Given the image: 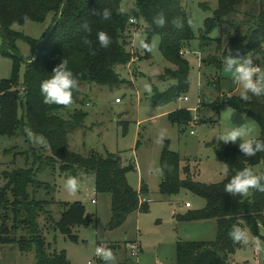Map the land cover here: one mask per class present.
<instances>
[{
	"label": "trees",
	"instance_id": "1",
	"mask_svg": "<svg viewBox=\"0 0 264 264\" xmlns=\"http://www.w3.org/2000/svg\"><path fill=\"white\" fill-rule=\"evenodd\" d=\"M243 2L245 0H218L213 15L205 20L202 41L210 39V33L216 27H224L229 17L239 12ZM137 6L147 23V44L150 47L152 37L159 35L163 56L176 66L165 72L176 82L166 91H155L152 97L154 103L163 104L188 91L191 65L182 52L195 37L193 15L186 10L184 0H137ZM105 9L112 13L108 20L103 19ZM159 13H164L168 21L162 28L154 23V17ZM251 17L253 22L247 32L237 29L225 45L221 38H215L221 59L230 55L260 53L264 49V0L261 1L259 12ZM178 18L184 22L182 29L174 26L173 21ZM48 19L51 23L39 39L13 28L15 24H24L28 20L44 22ZM85 23L90 26V32L84 29ZM130 24L131 17L122 8V0H0V32L4 39L0 53L11 56L14 61L13 75L0 80V135L13 136L21 132L29 139L25 131L29 129L32 136L42 135L47 139L44 149L50 151L44 154L34 149L31 166L4 171L7 182L0 188V244H16L23 252L34 250L35 264H73L65 250L51 249V243L39 221L41 215L46 216L49 228L72 239H77L73 234L76 226L89 227L93 222V215L87 212L81 201L60 203L63 209L60 218L56 219L51 209L55 201L36 198V188L45 185L35 177L36 170L43 165H58L64 174L94 173L96 191L111 196L110 229L120 227L132 213L148 206L141 200L142 196L148 194V186L143 184L141 190H137L128 180V173L137 169L136 162H125L120 153L102 154L92 149L84 155L73 151L69 134L83 127L88 112L76 109L70 118L60 114V111L80 101V87L84 84L115 86L124 81L116 67L127 65L133 59ZM51 30L50 37L44 42ZM101 31L111 37L112 43L108 48L99 45L97 34ZM18 39L29 42L36 49L35 54L28 58L23 56L16 46ZM150 55L146 51L145 56ZM63 60L67 61L78 80V87L72 90L73 102L69 106L46 104L40 84L52 75L53 69ZM22 61L26 63L23 84L19 79ZM223 97L232 108L255 119L260 127V136L257 138L264 140V95L252 96L249 101H242L235 94ZM20 103L23 107L21 115ZM222 104L220 98L214 106L221 109ZM193 120L195 117L189 108L182 107L169 113L172 124L184 126ZM214 148L218 159L227 166L226 177L218 183L198 181L190 164L182 168V157L170 149L169 142H166L161 154V193L173 196L182 190H190L206 200L202 209L177 213V220L191 222L215 219L218 224L215 240H178L177 264H229L230 256L238 248L244 247L233 243L229 235L233 227L238 225L259 236L260 226H264V192L250 190L251 193L247 195L236 196L225 192V185L232 176L244 168L253 170L254 165L264 160V152L249 158L241 153L238 144H224L222 141H217ZM261 182L264 183V180ZM30 186L35 188L33 194L29 190ZM10 220L12 224L8 223ZM116 260L117 264H138L130 254Z\"/></svg>",
	"mask_w": 264,
	"mask_h": 264
},
{
	"label": "rangeland",
	"instance_id": "2",
	"mask_svg": "<svg viewBox=\"0 0 264 264\" xmlns=\"http://www.w3.org/2000/svg\"><path fill=\"white\" fill-rule=\"evenodd\" d=\"M262 0H245L239 6V12L229 17L224 27L218 26L211 33L213 39L202 41L201 35L205 20L212 16L218 6V0H184L186 10L192 15V28L195 37L187 46L184 56L191 65L190 84L186 94L163 104L153 102L155 91H166L176 82L165 72L176 66L168 61L160 50V36L151 39L150 57L140 46V41L147 43V26L137 0H122V8L130 15V50L133 59L127 65H118L116 71L124 81L115 86L87 83L80 87L79 102L62 111L61 116L70 118L76 109L88 112L83 127L76 128L69 134V144L73 151L87 155L92 149L99 153L122 154L124 161L134 160L137 169L128 173V180L135 189L143 184L148 186L147 208L132 213L118 228L108 227L112 216L111 196L96 191L94 173L78 172L77 175L61 173L57 165H43L36 170V178L45 185L36 188V198L54 200L51 209L56 219L60 218L63 207L60 203L81 201L87 212L93 215L89 227L76 226L72 239L61 232L49 228L45 215L39 218L44 227V234L51 243L52 250H65L73 264H89L97 255L95 249L100 245L111 249L116 259L130 254L131 243L139 242L140 251L134 260L138 264H177L178 240L208 241L217 239L218 224L215 219L191 222H179L177 213L199 210L206 200L200 195L182 190L178 195H165L160 191L162 181L161 154L166 142L171 150L180 153L182 168L190 164L195 178L204 183H218L227 174V166L215 153V134L221 130L236 127H250L253 135L260 136V127L252 117L232 108L223 95H240V87L231 74L226 73L224 64L217 52L221 38L225 45L237 29L247 32L253 22L251 15L260 10ZM136 21L134 24L132 21ZM51 20L36 22L26 21L15 24L13 28L34 39L41 38ZM232 23V24H231ZM4 39L0 32V46ZM16 46L26 58L33 55V46L24 39H18ZM254 65L264 73V49L260 53H250ZM215 58L212 60V58ZM14 61L11 56L0 53V80L13 75ZM26 63L22 61L19 69L20 83L25 80ZM150 89V90H149ZM188 96V100L184 97ZM119 98V101H117ZM221 98V109L214 106ZM189 108L197 120L188 125L172 124L169 113L178 108ZM20 115L23 107L20 103ZM167 131L164 142L157 143L161 130ZM240 140L236 144L239 145ZM47 139L42 135H33L28 139L23 133L13 136L0 135V188L6 185L4 171H13L20 167L31 166L34 151L44 154ZM35 149V150H34ZM37 167V166H36ZM159 169L157 173L154 171ZM253 171L264 175V160L253 166ZM75 178L79 187L70 192L66 181ZM35 188L30 186L33 194ZM251 193V191L249 192ZM95 198L96 202L92 199ZM193 205L187 207L186 203ZM12 224L11 220L8 222ZM2 221L0 220V225ZM253 241L259 240L264 246V226H260V235H253ZM34 250L23 252L16 244H0V264H35ZM229 264H264V251H257L254 243L240 247L230 256Z\"/></svg>",
	"mask_w": 264,
	"mask_h": 264
},
{
	"label": "clouds",
	"instance_id": "3",
	"mask_svg": "<svg viewBox=\"0 0 264 264\" xmlns=\"http://www.w3.org/2000/svg\"><path fill=\"white\" fill-rule=\"evenodd\" d=\"M102 15L104 20H108L111 18L112 13L110 10L105 9ZM167 22L164 13H159L154 17V23L157 27L162 28ZM173 23L179 29H182L184 26L183 20L179 18L174 20ZM83 27L86 31H91L87 23ZM97 39L102 48H108L112 43L111 37L104 31L97 34ZM140 46L146 51H151L149 45L143 40L140 41ZM224 70L226 73L232 75L234 82L240 87V100L249 101L252 96L264 95V73L254 65L252 56L230 55L226 58ZM77 87V78L69 68L67 61L63 60L53 69L52 75L41 82L40 91L44 103L69 106L73 102L72 90ZM25 131L29 139H33L32 132L29 129H25ZM166 137L167 131L162 129L156 138L157 143L162 144ZM214 137L218 142L222 141L224 144L230 142L235 144L239 138V149L244 156L249 158L255 157L259 152H264V140L258 139L253 135V129L250 127L245 126L221 130ZM154 171L158 173L160 170L155 169ZM262 180H264V175L255 173L251 168H244L232 176L230 181L225 185V192L232 196L247 195L250 190L264 192ZM66 187L70 192H75L79 187L78 181L75 178H70L66 181ZM229 235L234 244L247 246L250 243H254L257 251H264V246L261 245V242L259 240L253 241L248 231L238 225L233 227ZM95 252L105 264H117L116 256L111 249L101 246L97 247Z\"/></svg>",
	"mask_w": 264,
	"mask_h": 264
},
{
	"label": "built area",
	"instance_id": "4",
	"mask_svg": "<svg viewBox=\"0 0 264 264\" xmlns=\"http://www.w3.org/2000/svg\"><path fill=\"white\" fill-rule=\"evenodd\" d=\"M132 22L134 24H136V21L133 20ZM182 54H185V51H183ZM257 68H259V67H257ZM184 99L185 100H188V96H185ZM117 101H119V98L117 99ZM195 120H197L196 117H195ZM141 200H142V202H149L150 201V199L147 198V197H145V196H142L141 197ZM92 201L93 202H96V199L93 198ZM186 205H187V207H190L191 206V203L190 202H187ZM101 246H103V245H100L99 247H101ZM129 249H130V251H129L130 256H132L133 258L134 257H137L138 254H139V251H140L139 242L136 241L134 243H131L130 246H129ZM89 264H105V262L99 256H97L94 260H90L89 261Z\"/></svg>",
	"mask_w": 264,
	"mask_h": 264
},
{
	"label": "water",
	"instance_id": "5",
	"mask_svg": "<svg viewBox=\"0 0 264 264\" xmlns=\"http://www.w3.org/2000/svg\"><path fill=\"white\" fill-rule=\"evenodd\" d=\"M51 33H52V30L48 33V35H47L46 39L44 40V42H46V41L48 40V38L50 37ZM6 42H7V46L9 47V43H8V41H6ZM35 51H36V49H34V51H33V55L35 54ZM28 62H29V61H28Z\"/></svg>",
	"mask_w": 264,
	"mask_h": 264
},
{
	"label": "crops",
	"instance_id": "6",
	"mask_svg": "<svg viewBox=\"0 0 264 264\" xmlns=\"http://www.w3.org/2000/svg\"><path fill=\"white\" fill-rule=\"evenodd\" d=\"M185 51H186V49H185ZM118 99V98H117ZM189 99V98H188ZM138 190H141V188L140 189H138ZM193 205H191L189 208H191ZM141 245V244H140ZM123 259V258H122Z\"/></svg>",
	"mask_w": 264,
	"mask_h": 264
}]
</instances>
